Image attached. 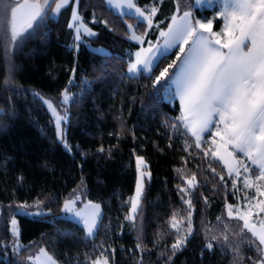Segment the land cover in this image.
Listing matches in <instances>:
<instances>
[{"label":"trees","instance_id":"trees-1","mask_svg":"<svg viewBox=\"0 0 264 264\" xmlns=\"http://www.w3.org/2000/svg\"><path fill=\"white\" fill-rule=\"evenodd\" d=\"M134 1L149 12L157 7L150 31L154 38L155 30L168 24L178 0ZM71 9L72 3L57 19L47 15L39 19L14 50L10 66L0 41V264H24L17 256L40 246L60 264H92L101 254L110 264H238L233 248L220 236L233 232H226L222 218L226 204L242 198L240 186L233 187L224 165L210 153L205 157L183 128L171 127L178 124L179 102L166 90L168 81L155 83L179 50L162 55L150 73L129 75L130 53L138 45L128 38L127 23L138 32L146 23L115 12L105 0H78V12L95 35L73 47ZM214 11L194 8L203 19L212 18ZM219 26L216 18L214 28ZM88 44L108 52L92 50ZM64 91L72 94L66 107L69 149L57 138L40 96L57 100ZM186 140L192 145L188 151ZM211 140V133H206L201 148L207 150ZM136 155L144 158L150 176L134 219L128 220ZM193 174L196 187L188 194L181 192ZM80 186L102 209L92 237L78 222L61 216L63 201ZM189 199L193 231L173 255L172 244L187 228L189 208L184 201ZM33 202L46 213L35 217L15 213L17 206ZM14 213L19 248L9 230ZM173 222L179 232L170 226ZM215 235L217 240H212ZM241 236H246L244 231ZM207 243L214 245L211 251ZM239 254L240 264L259 260L250 245L244 244Z\"/></svg>","mask_w":264,"mask_h":264},{"label":"snow or ice","instance_id":"snow-or-ice-1","mask_svg":"<svg viewBox=\"0 0 264 264\" xmlns=\"http://www.w3.org/2000/svg\"><path fill=\"white\" fill-rule=\"evenodd\" d=\"M196 2L200 3V0ZM109 3L117 9L122 6L135 9V12L147 21L149 27L152 26V17L158 10L155 6L150 12L147 9L142 10L133 0H109ZM68 5L69 0H55V7H51V0H22L15 3L14 0H0V41L10 42L14 50L19 41L25 38L28 30L33 29L34 24L47 14L49 8L53 14H57ZM176 11H180L179 4ZM217 17L223 20V28L220 31H213L215 17L213 20L195 19L191 11H183L182 15L173 14L167 30L160 32V37L164 40L163 46H153L149 43L148 48H141L135 53V61L129 64L128 71L136 73L141 67L145 71H152L153 65L159 59L157 53L161 47L168 49L176 45L179 48L176 59L155 78L156 84L170 80L175 86L180 113L175 118L178 124L173 123L171 127L183 128L184 133L193 138L195 147L201 149L205 157L210 153L212 158L219 160L229 176L239 177L242 166L245 173L249 172L244 162L237 159V153H242L252 165L258 167L259 175L256 180L264 182V0H221ZM72 20H81L75 7L72 10ZM69 27L74 25L70 23ZM75 27L77 33L82 30L89 35L95 34L82 22ZM76 39H80L79 34ZM131 39L143 41L144 37L133 34ZM62 95L66 103L67 92ZM44 102L56 117L57 138L63 140L60 121L65 120L66 116L56 112L53 102ZM206 132H210L213 139L208 149L204 150L201 148V142ZM185 144L184 150L188 151L192 145L187 140ZM136 165V191L130 198L131 209L125 217L128 220L134 219L133 214L137 212L141 201L144 191L142 177L150 175L141 171L142 166L147 167L143 157H136ZM223 179L221 176V181ZM232 183L235 188L237 181L233 179ZM186 184L188 188H181L180 191L188 194V189L196 187L195 174L186 180ZM244 186L255 187L257 194L264 197V191L261 190L264 183L257 185L245 178ZM245 199L249 200V203L244 206L243 211L239 206L226 204L228 216L243 221L241 232L247 229L252 237L259 241L257 251L264 254V221H260L259 228L250 222L253 207L258 209L259 213H264V199L254 206L248 197ZM184 203L189 208L186 230L179 232L176 222L170 225L179 232L178 238L171 246L173 255L185 246L193 231L192 201L189 199ZM63 210L79 217L88 235L94 234L100 216L99 204L89 202L84 209L77 211L75 200L70 199L65 201ZM172 220H176L175 214ZM11 224L13 233L17 234L16 220L13 219ZM211 239L217 240V237L212 236ZM223 239L227 241L228 237L224 236ZM205 247L211 251L214 245L207 243ZM137 248H141L139 243ZM233 250L239 256V248ZM34 259L37 264H57L44 248L39 250ZM92 264H109V259L101 254ZM259 264H264V260H260Z\"/></svg>","mask_w":264,"mask_h":264},{"label":"rangeland","instance_id":"rangeland-1","mask_svg":"<svg viewBox=\"0 0 264 264\" xmlns=\"http://www.w3.org/2000/svg\"><path fill=\"white\" fill-rule=\"evenodd\" d=\"M105 1L108 4V6H110L115 12H117L119 14H130V15H134L138 20L144 21L146 23V28H145V30L143 32L136 31L133 24L127 23V27H128V30H129L128 38L132 42H134V43H136L138 45L130 53V57H129L128 65H127V73L129 75H137L140 72H144V73H150L151 72V71H145V70L142 69L141 66H138V67H141V70L140 71H138L136 73H129L128 67H129V64L130 63H132V62L135 61V53L138 52V51H140L141 48H145V49L148 48L149 47V43H151V45H153V46H156V45L163 46L164 40H163L162 37H160V32L167 30L168 24L171 22V17H172L173 14L182 15L183 11H191L192 12V15H193V17L195 19L204 20L202 17L197 16L195 14L194 8H198L200 10H202L204 8H215L214 15L212 16V18H208L207 19V20H213L214 19L213 17L219 18V17H217V13L220 10V4H221V0H211V2H209V0H200V3H197L196 0H178L177 3H176V9H177V4H179L180 11L177 12L176 9H175L174 13L170 17V20H169L168 24L165 27L157 28L156 29V25H155L156 36L153 38V37L150 36V31H151V28H152L153 24H152L151 27H149L148 24H147V21H145L142 17H140L135 12V9H129L127 7H124V6H122L119 9H117V8H114L109 3V0H105ZM15 2H22V0H14V3ZM133 2L135 3L134 0H133ZM70 3H72V9H71V13H70L68 25L70 23H72L74 25V27H71L72 30H73L72 46L73 47H77L78 44H79V42L81 40H83L84 37H91V36H94L95 34L94 35H89L87 33H84L82 30L79 33H77V29H76L75 25H78L79 23L82 22V23L86 24L87 27L90 28L93 33H95V30L86 21H84L82 19V17L80 16V14L78 12V0H69V4ZM135 5L137 7H139L136 3H135ZM51 7H55V0H51ZM73 7L76 8L78 15L81 17V20L80 21H73L72 20V10H73ZM139 8H141V7H139ZM59 14L60 13L53 14L51 12V8H49L47 10V14L46 15L48 17L57 19L58 16H59ZM9 18H10V10H9ZM214 22H215V20H214ZM35 24H34V26H35ZM130 25H131V27H129ZM222 28H223V20L221 18H220V26H219V28H214V23H213V31H220ZM31 30H28V32L26 33V35ZM78 34L80 36V39H76V37H77ZM133 34H135L137 36H143L144 37L143 41H137L135 39H131V37H132ZM204 34L207 35V33H204ZM23 39H21L19 41V43L16 45L15 49L17 48V46L21 43V41ZM2 42H3V45H4L5 59H6V62L8 64V66H10V64H11V57H12V54H13V52H14L15 49L14 50L12 49V45H11L10 42H8V41H2ZM88 46L92 50H95V51H98V52H101V53H107L108 52L107 49L105 47L101 46V45H90V44H88ZM175 48H177L179 50V48L176 45H173L171 48H168V49H164L163 47H161V49L157 53V55L160 58L162 55L169 53L170 51H172ZM154 50H155V48H154ZM153 67H154V65H153ZM166 90H168L171 93L170 96L172 98H176L175 97V86L171 83L170 80L166 84ZM67 95H68V101L66 103L64 102V97H63L62 94L59 96V98L57 100L50 99V98H47V97H43L42 95H40V96L42 97L43 102L45 100H48V101L53 102L54 107L56 108V112L59 115L66 116V119L65 120H61L60 121V125H61V128L63 130V140H59V141L63 144L64 147H65V144H67V147H65V148L69 149V145H68L67 140H66V128H67V119H68V117H67L68 114H67L66 107H67L68 103L70 102V100L72 99V94L70 92H67ZM176 99L178 100V98H176ZM178 102H179V100H178ZM44 104L47 107L49 113L51 114V116L53 118V121H54V124H55V127H56V133H57L56 117L53 114L52 110L49 109L48 105L45 102H44ZM206 133H208V132H206ZM206 133H204L203 136ZM212 139H213V137H212ZM137 156L142 157L141 155H136L135 156V167H136V171H137V165H136V157ZM237 159L238 160H242L244 162V166H247L249 168V172L245 173L243 171V166H242L241 169H240L241 170V175L239 177H236L235 175L232 176V178L237 181V184H239L240 189H241V192H242V198L241 199H238V202L235 203V204H232V205L239 206L241 208V210L243 211V210H245L244 206L247 203H249V200H246L245 197H248L251 200V204L253 206L259 200L264 199V197H261V196H259L257 194L255 187L246 188L244 186V180H245V178H248V180H249L250 183L255 182L257 185L262 184L264 182H261V181H257L256 180V176L259 175V169H258V167L256 165H252L251 162L247 159V157H245L242 153H237ZM145 163H146V161H145ZM146 165H147V163H146ZM141 171H146V172L149 173V170H148L147 167L145 168V167L142 166L141 167ZM137 176H138V172H137ZM149 176L150 175H146V176H143L142 177V180H143V183L144 184H145V180L147 178H149ZM136 182H137V178H136ZM261 190L264 191V187H262ZM135 191H136V184H135L134 192L132 193L131 197L133 195H135ZM77 197H78V199H77ZM253 197L255 199H251ZM70 199L71 200H75V208H76L77 211L84 209L85 208V205L88 204L89 202H91L93 204H99V203L87 198V196L85 195V188L83 186H80L79 188H77L72 195H70L68 198H66L63 201V205H62V208H61V216L66 217V218H69V219H71L73 221L78 222L84 228L83 222L80 220L79 217L75 216L73 213H69V212L63 210L64 209V203H65V201L66 200H70ZM130 209H131V200H130ZM15 213L24 214V215H27V216H31V217L34 216L35 217V216H40V215L45 214L46 213V210L41 206L40 203L33 202L30 205H28V204H21V205L17 206V208L15 210ZM15 213L10 217L9 230H10V233L12 234L15 248H19L20 245H21V243H20V240H19L18 219H17V216L15 215ZM252 213L253 214L250 217V222L251 223H254L256 225V227L259 228L260 227V221H264V213H259V210L256 209L255 207H253ZM257 213H259V214L257 215ZM101 214H102V209H101V205H100V216L98 217L97 226H98V223H99V219L101 217ZM224 215L225 216H223V218H222V224L224 225V228H225L226 232L231 229L234 233L233 232H227L228 233L227 235L226 234H222L220 236V239H222V241H224L223 237L224 236H227L228 237L227 243L233 249H235V248L238 247L239 248V253H240L241 248L243 247L244 244L245 245H250L251 247H255V249L257 251V246L259 245V241L256 238L252 237L251 233L248 232L247 229H244L243 230L244 233L246 234V236H244V237L241 236V234L243 233V232H241V229L243 228V221L242 220H239V219H236L235 217L229 218L226 207H225V210H224ZM13 219L16 220L15 229H16V233L17 234H14L13 233V225L11 224V221ZM236 225L238 226V229H236V228L234 229V227ZM96 229H97V227H96ZM96 229H94V234L96 232ZM84 231H85V234H86L87 237H92L94 235V234L93 235H88L87 232H86V230H85V228H84ZM215 236H218V235H215ZM244 239H247V241H244ZM250 241H254V242H256V244L254 242L253 243H250ZM224 242H226V241H224ZM233 242H234V244H232ZM41 248H44V247H42V246L38 247L33 252L29 253L27 256H19L18 255L17 256V259L20 260L21 262H23L24 264H37V262L35 261L34 258L39 254V250ZM45 250L47 251V253L49 255L52 256V254L47 249H45ZM234 254H235L234 256H235L236 263L238 262V264H240L239 261H241V259H242L241 256H240V254H239V256H237L236 252ZM258 255H259V260L257 261L256 264H259V261L260 260H264V254H261V253L258 252ZM57 264H60V263L57 261Z\"/></svg>","mask_w":264,"mask_h":264}]
</instances>
